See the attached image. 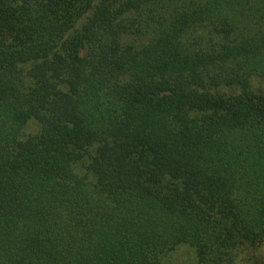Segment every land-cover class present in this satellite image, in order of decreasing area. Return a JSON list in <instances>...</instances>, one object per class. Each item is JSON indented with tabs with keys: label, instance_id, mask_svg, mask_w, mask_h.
Segmentation results:
<instances>
[{
	"label": "trees",
	"instance_id": "obj_1",
	"mask_svg": "<svg viewBox=\"0 0 264 264\" xmlns=\"http://www.w3.org/2000/svg\"><path fill=\"white\" fill-rule=\"evenodd\" d=\"M264 0H0V264H264Z\"/></svg>",
	"mask_w": 264,
	"mask_h": 264
},
{
	"label": "rangeland",
	"instance_id": "obj_2",
	"mask_svg": "<svg viewBox=\"0 0 264 264\" xmlns=\"http://www.w3.org/2000/svg\"><path fill=\"white\" fill-rule=\"evenodd\" d=\"M195 253L191 248L183 246L173 257L172 264H193L195 262ZM259 255L264 256V245L259 249Z\"/></svg>",
	"mask_w": 264,
	"mask_h": 264
}]
</instances>
